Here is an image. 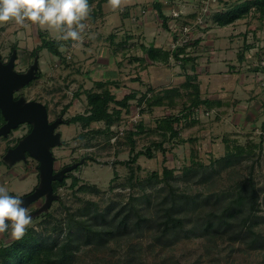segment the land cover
Instances as JSON below:
<instances>
[{
	"label": "rangeland",
	"instance_id": "1",
	"mask_svg": "<svg viewBox=\"0 0 264 264\" xmlns=\"http://www.w3.org/2000/svg\"><path fill=\"white\" fill-rule=\"evenodd\" d=\"M145 2L146 0H121L116 9H112L107 3L104 8L106 11L104 21L86 19L87 28L83 33L82 41L62 40V56L52 54L48 48H44L40 52V61L42 60L41 78L26 88L24 93L29 98L47 103L50 120L60 116L68 120L78 113H83L87 107L86 92L98 80H116L120 83L119 86H110L118 99L134 89L129 84L131 80L134 82L133 78L138 75H141L142 80L139 81L140 86L138 81L135 82V85L140 87L135 89L140 91H145L150 85L158 89L166 85L180 86L186 80V77L185 79L177 77L178 73L183 70L174 61H172V65L159 62L150 64V67L146 69L148 72L143 73L144 70L139 68L142 65L127 60L140 51L136 41L130 42L128 51H125V59H120L123 57L121 54L119 56L117 52L119 49L116 48L117 33L121 28L120 24H122L120 9L132 6L133 3L139 5V8H143ZM202 4V0L201 3L194 0L187 5L184 11L179 9L174 12V14L179 13V15H174L176 19L170 25L169 31L187 24L192 25L194 28L193 40L195 41L199 39L197 33H206L208 30L217 29L216 26L214 27L216 24L211 19V14L219 8H223V5L216 0H211L207 5L210 11L204 15L200 26L195 25L197 18L189 17L191 14L197 13ZM129 11L131 13V10ZM128 12H126L127 16ZM155 13L152 9L145 15L150 17L154 24L156 23L154 26L157 27V24L161 26L162 19L157 20ZM253 18L242 19L241 23L233 25L237 28L231 26L230 31L242 28L248 22L252 23ZM126 21H128V25L130 22L129 20ZM29 23L28 26L26 25L27 33H20L21 35H14V32L19 29V25L14 23L11 25L10 22L4 25L3 31L0 32V48L3 49L4 53L7 52L6 48L11 42H18L20 48L26 51H29L39 42L37 38L28 35L31 32ZM39 27L44 30L45 35L57 39L55 30H49L47 26L39 25ZM98 28H100L99 31H97ZM112 33H115L114 46L111 45L112 40L109 37ZM216 33L218 34V32ZM236 36L238 39L235 47L237 59L233 61L238 63V68L245 69L241 72L247 74L246 72L253 71L255 73L251 74L252 77L262 82L264 71L253 69L258 68L257 64L260 61V64H263L264 57L260 58L256 53L257 58H255V52L252 53V51L246 55L245 37L240 34ZM123 39L127 40L128 38L123 37ZM150 40L154 42L155 37H150ZM193 40L188 50L195 54L196 49H198L201 57L199 71H204L208 64L213 61L212 55L209 53L210 46L203 49V45L200 47L201 44L199 46L193 45ZM160 43L164 48L172 47V41L169 39L164 38ZM147 45L151 46L152 44ZM89 46L90 49H88ZM243 51H245V59L241 61L239 55ZM140 53L142 52L140 51ZM251 56L254 57L255 61H253L254 59L251 60ZM102 57H106V59L100 60ZM206 63L208 64L206 65ZM124 76L127 77L125 80L123 79ZM211 77L215 78L214 76ZM181 80L184 81L180 83ZM123 81L130 86L129 89L124 88ZM206 82L207 79L203 78L204 85L203 87L200 85L202 97H207V94L212 91V87L208 86ZM185 100L186 97L180 98L174 110L168 109L166 106H156L151 112L146 108V104L143 105L146 110L141 111V107L134 100L129 112L123 113L119 122L111 127L110 132L105 130L104 121H94L89 127L82 126L80 123L60 125L58 131L62 134V143L54 149L56 167L70 165L83 159L85 161L77 169L69 172L71 176L67 178L65 184L58 185L56 191L58 197L52 202L49 209L40 210L45 203V197L29 207L32 223L28 226L24 236L27 235L26 238L29 239L44 237L48 239V242L55 238L63 240L69 231V216L72 213L77 214L88 200L98 202L100 207L104 209L109 203L120 201L124 204L131 200V196H136L139 199L133 202L139 207L141 205L145 208L146 203L141 199L143 194L147 193L155 200L157 196H162L167 192L164 182L146 181L154 171L159 172L160 177H162L166 166L174 169L175 179L173 182L179 190L193 193L205 192L211 180L206 178L200 181L205 176V172H203L204 169H199L200 166L193 164L194 161L199 160L206 167V171H210L214 167L213 162L227 154L226 150H229L230 146L232 151H235L237 146H243L247 151L241 155L240 162L226 166L220 173L214 174L212 177L213 185L210 186L212 189L233 190L232 177L243 178L252 173L261 195L260 200L263 202V211L259 213L264 214V129L254 128L251 132L234 133L228 124L234 120L230 118V111L226 109L221 113L217 112L218 110L214 109L216 107L214 102L211 108L201 105L196 109V121L188 123L190 119L183 120L182 127L180 125L179 137L172 141H166L163 144L165 149L153 148V157L141 155L135 162H131V157L137 151L145 150L151 146L152 141L161 138L153 130L156 126V119L172 111L177 112L183 107ZM112 106L115 104L113 103ZM140 121L145 123L146 130L134 136L136 147L132 152L127 133L128 130L137 128ZM26 130L27 127L22 126L12 131L7 137H0V186L6 187L12 195L23 196L38 184L37 165L39 162L35 159L29 158V163L27 161L25 163L16 162L17 164L12 167H8V164H5L3 160L7 147L14 145L25 134ZM227 141H229L228 149L226 148ZM253 144H262V151ZM187 167H195L198 170H195L194 175H186L184 171ZM132 172H134L133 182L135 186L129 184V177ZM73 176L80 179L79 184L75 187L71 186ZM82 185H87L91 189L81 190L80 186ZM258 229L264 235V222L258 225ZM152 233V230H145L143 234L137 235L131 240V243L127 244L122 242L121 245H117L112 242L108 247L102 248L91 245L82 246L75 251L69 264H264V249L249 248L245 243L233 241L225 236L216 238V241H210L206 237L184 238L170 247H162L154 242ZM13 241L10 232L0 233V248L10 245ZM131 257L137 258L136 260L141 258V261L137 262Z\"/></svg>",
	"mask_w": 264,
	"mask_h": 264
},
{
	"label": "trees",
	"instance_id": "2",
	"mask_svg": "<svg viewBox=\"0 0 264 264\" xmlns=\"http://www.w3.org/2000/svg\"><path fill=\"white\" fill-rule=\"evenodd\" d=\"M105 1L107 0H89L90 7L93 9L91 13L93 20L101 14ZM205 14L206 12H203V15ZM250 15L264 21V0H243L241 4L230 3L223 9L215 10L211 14V19L219 26H226ZM191 16L197 18L195 14ZM164 26L168 27L166 19H164ZM51 37L45 35L42 47L48 48L56 56H62V40ZM109 37L113 41L115 33L110 34ZM173 39H177L175 33H173ZM200 40L201 38L193 41V45L196 46ZM121 43L123 45V42ZM190 45L191 41L169 49L155 45L145 46L146 57L131 58V61H139L142 67H145L147 60L166 65H172L174 61L181 66L186 75V80L180 86L157 89L150 85L145 91L133 89L118 99L110 86H119L120 83L115 80H98L86 92L85 111L69 118V123H80L82 126L89 127L94 121H104L105 130L110 132L111 127L119 122L123 113L129 112L134 100L141 107V111L147 108L151 112L156 106H166L174 110L178 100L186 97L180 110L172 111L156 119L153 130L161 138L152 141L151 146L145 150L137 151L130 160L135 162L141 155L153 157V148H164L163 144L166 141L179 137L183 120L190 119L188 123L196 121V109L201 105L211 108L213 104L210 98L201 95L199 74L196 71L199 54L191 53L188 50ZM244 47L246 51L252 46L245 44ZM245 51L239 55L241 61L245 59ZM188 67H191L192 73L188 71ZM133 80L141 81V77L138 75ZM113 103L115 106H112ZM144 130L146 128L143 121L139 122L137 128L128 130L127 138L132 152L136 147L134 136ZM226 143H228L226 146L228 149L229 141ZM253 146L259 147L262 151V144H253ZM246 151L247 149L243 146H237L235 151H232L230 146V149L226 150L227 154L213 162L214 167L210 171H206L202 162L195 160L193 164L200 166L199 169H204L203 172H205V176L200 181L206 178L211 180L205 192L193 193L179 190L173 182L174 169L166 166L162 177L159 172L154 171L146 181L164 182L167 192L157 196L155 200L149 194H143L141 199L146 203L145 208L133 202L139 199L136 196H131V200L124 204L120 201L109 203L104 209L98 202L88 200L77 214L72 213L69 216V231L63 240L55 238L48 242V239L44 237L29 239L26 238L27 235L23 236L10 245L0 248V264H69L75 251L82 246L91 245L102 248L108 247L112 242L117 245H121L122 242L131 243L132 239L148 229L153 231L154 242L162 247H170L184 238L206 237L210 241H216V238L225 236L233 241H241L249 248L264 249V235L258 229V225L264 222V214L259 213L263 211V202L260 200L261 195L252 173L243 178L232 177L230 181L233 190L212 189L210 186L213 185L214 174L220 173L226 166L240 162L241 155ZM195 170L198 169L187 167L184 173L194 175ZM69 176H71L70 173L64 180L53 182L55 192L58 185L66 183ZM133 178L134 172L129 177V184L135 186ZM79 181V177L73 176L71 186L75 187ZM80 189L91 188L82 185ZM78 215L79 217H76ZM131 259L141 261V258L136 260L137 258L131 257Z\"/></svg>",
	"mask_w": 264,
	"mask_h": 264
},
{
	"label": "crops",
	"instance_id": "3",
	"mask_svg": "<svg viewBox=\"0 0 264 264\" xmlns=\"http://www.w3.org/2000/svg\"><path fill=\"white\" fill-rule=\"evenodd\" d=\"M108 1V0H107ZM107 1L103 3V9L101 14H98L95 21L98 19L105 20V6H107ZM189 3H185V2ZM194 0H146L145 5L143 8H139V5L137 6L136 3H133L132 6H128L126 8H121L120 13L122 17V24H120L121 28H119V32L117 33L118 39H117V46L116 48L119 49L118 54L122 55L125 59V51H128V47L131 41H136L135 43L140 47V51L142 53L137 52L134 54V56H145V46L149 47L147 44L155 45L156 47H162V44L160 43L162 39H169L172 40L171 32L169 31L170 25L172 22H175L174 12H177V10H183L187 8V5L191 4ZM196 1V0H195ZM199 3H201V0H198ZM203 4L202 7L199 8L197 13H194L197 15V17L203 13V10L206 8L208 11H206V14L209 13V8L207 5H209V2L211 0H202ZM219 4L223 5V8L225 6H228L230 3L238 4L241 3L243 0H216ZM183 7H182V6ZM204 6V7H203ZM222 8V9H223ZM154 9L156 12L155 15L157 17V20H161L162 25L157 27L154 26V22L151 21V18L148 17L147 12ZM197 9V8H196ZM220 9V8H219ZM128 10H131L128 12ZM173 11V12H172ZM128 12V16L126 14ZM92 13V12H91ZM89 15V19L93 20L92 15ZM172 13V14H171ZM205 14V15H206ZM193 18V16H189ZM252 18V16H247L246 18ZM195 18V17H194ZM164 19L167 20L168 27L164 26ZM126 20H129L130 23H128ZM240 20V21H239ZM242 19H238L236 22L226 25V26H216L217 29L208 30L206 33H197V37L201 38L200 42L196 45L202 48L209 47V53L212 55L213 58L212 63L210 62L208 64V67L204 71H199V68L201 66L200 60L201 57L199 56L197 58V73L198 79L200 82L201 87H203V78L207 79L206 84L208 86L212 87V91L207 94V98H210L216 105L214 109L218 110L217 112L230 111V118L236 119L232 122L228 123L230 124V128L234 133H246L251 132L254 128H261L264 129V78L262 82L255 80L251 74L255 73L253 72H246L247 74H244L241 71H245V69L238 68V63L236 61H233L236 58V44L238 43L237 36L238 34L244 36V41L246 45L252 46L250 50H247V54L252 51V53L255 52V58L258 56L264 57V21H260L256 17L253 18L252 23L248 22L245 24L244 27L231 30V26L233 28H237L236 26H233L234 24L241 23ZM210 22V19H209ZM132 26L131 28L129 26ZM100 28L97 29L99 31ZM213 31V32H212ZM227 31V32H226ZM218 32V34L216 33ZM99 34H101L99 32ZM135 35V36H134ZM139 35V36H137ZM154 36L155 40L154 42H151L150 37ZM222 36V37H221ZM120 37V38H119ZM123 37L128 38L127 40L123 39ZM149 38V40H148ZM123 39V40H122ZM121 40V41H120ZM120 41V42H119ZM128 43H127V42ZM123 42V45H121ZM114 40L111 42V45L114 46ZM135 44V45H136ZM120 46V48H119ZM164 48V47H163ZM201 48V49H202ZM90 49V46L88 47ZM121 49V50H120ZM202 49V50H203ZM198 49H196L195 54L198 53ZM240 52V51H239ZM263 54H260V53ZM257 53V54H256ZM260 54V55H259ZM128 55H130L128 53ZM249 57V56H248ZM253 56H251V60L254 59ZM100 59V58H99ZM106 59V57H102L100 60ZM131 61V59H127ZM249 60V58H248ZM255 61V59L253 60ZM89 62V60H88ZM137 65H141L139 61H132ZM250 62V61H249ZM258 63V60L256 61ZM261 62V61H260ZM260 62L257 64L258 68H254L253 70H261L264 71V66L260 64ZM145 67L140 66L139 68H142L144 70L143 73L148 72L146 69L150 67V64L152 63L150 60H147L145 62ZM188 71L192 73L191 67L188 68ZM185 72L178 73L177 77L184 78L186 75H184ZM261 73V72H260ZM264 74V73H263ZM141 77V75H139ZM211 76H214L213 79ZM240 76V77H239ZM127 77L124 76L123 79L125 80ZM107 80V79H102ZM142 80V77H141ZM116 81V80H115ZM145 81V80H144ZM184 80H181L183 82ZM210 83H209V82ZM135 82L132 81L129 84L131 87L140 88L135 85ZM123 84L125 85V89H129L130 86L126 85V82L123 81ZM138 81V85H139ZM140 86V85H139ZM173 85H166L163 87H171ZM178 86V85H176ZM156 88L155 86H153ZM162 88V87H161ZM158 89V88H157ZM228 92V93H225ZM229 94V95H228ZM205 97V96H203ZM220 110V111H219ZM226 113V112H225Z\"/></svg>",
	"mask_w": 264,
	"mask_h": 264
},
{
	"label": "water",
	"instance_id": "4",
	"mask_svg": "<svg viewBox=\"0 0 264 264\" xmlns=\"http://www.w3.org/2000/svg\"><path fill=\"white\" fill-rule=\"evenodd\" d=\"M4 64L0 57V109L6 122L0 127V137L8 136L12 129L20 124L29 122L33 124L32 130L24 136L19 143L8 150L4 159L10 165L19 161H26V153L39 162L40 182L36 189L22 197L28 208L39 199L45 197V203L40 210H47L58 197L54 192L53 182L62 181L66 175L84 163L79 162L67 165L58 172H54L56 156L53 148L62 143V134L56 131L65 122L59 117L53 122L49 120L48 107L41 101H27L25 97L14 99V92L33 78V68L28 73L14 71V62Z\"/></svg>",
	"mask_w": 264,
	"mask_h": 264
},
{
	"label": "clouds",
	"instance_id": "5",
	"mask_svg": "<svg viewBox=\"0 0 264 264\" xmlns=\"http://www.w3.org/2000/svg\"><path fill=\"white\" fill-rule=\"evenodd\" d=\"M108 3L116 9L121 0H108ZM90 12L89 0H0V23L14 21L23 26L31 21L55 30L56 38L63 41L83 40ZM31 223L30 209L22 197L0 186V233L10 232L14 240H19Z\"/></svg>",
	"mask_w": 264,
	"mask_h": 264
},
{
	"label": "flooded vegetation",
	"instance_id": "6",
	"mask_svg": "<svg viewBox=\"0 0 264 264\" xmlns=\"http://www.w3.org/2000/svg\"><path fill=\"white\" fill-rule=\"evenodd\" d=\"M7 22L8 23L10 22L11 25H12V23L16 24L14 21H7ZM7 22H4L3 24H0V32L3 31L2 28L4 27V25ZM28 22H30L29 23V26H30V30H31V32L28 35H30V37H33L35 39L37 38V40L39 42L36 43L32 48H30L29 51H26V50L21 49L20 48V44L18 42H11V44L6 48L7 49V52L6 53H4L3 52V49L0 48V57H1L2 62L4 64H7V63H9L11 61L12 57L14 56V58H13L14 67L13 68H14V71H16L18 73H28V72H30V70L32 69V67L35 66L33 68V71H32V73L34 74V78L29 83L25 84L23 87H21L20 89H18V90H16L14 92V99L15 100H18L20 97H25L27 101H32V100L40 101V100L35 99V98H29L24 92H25V89L26 88H28L29 86H31L32 84H34V82L38 81L41 78V75H42V63H41V61L42 60L40 61V59H41V57H40L41 53L40 52H42L43 49H44V47H42V45H43V42H44L45 32H44V30H42L39 27L38 24H35V23L31 22V21H27L25 23V25H23L25 27L19 25V27H18L19 29L17 30V32H14V35H19L20 33H23V32H25V34H26L27 33L26 32V28H27L26 25L28 26ZM16 25H18V24H16ZM41 102H43V101H41ZM43 103H45V102H43ZM45 104L47 105V103H45ZM47 107H48V112H49V106L47 105ZM60 117H62V116H60ZM49 120H50V117H49ZM55 120L56 119L50 120V122H53ZM5 122H6V119H5L4 115H3L2 110L0 109V127ZM64 123H69V119L68 120L65 119V122ZM64 123H62V124H64ZM22 126L23 127L24 126L27 127V130H26L25 134H23L17 140V142L14 145H11L10 147H7L6 153L8 152V150L10 148L15 147L19 143V141L24 136H26L32 130V128H33V124L32 123L26 122V123L20 124L17 128L12 129V131H14V130L22 127ZM58 128H57L56 131H58ZM1 137H4V136H1ZM54 149H55V147L53 148V151H54ZM6 153H5V155H6ZM5 155H4V157H5ZM4 157H3V160H4L5 164L6 163L8 164L7 165L8 167L14 166V164L13 165H10L8 162H6L5 159H4ZM26 157H27V160L26 161L28 163H29V160H28L29 158L35 159L34 157L30 156L29 153H26ZM35 160L37 161V159H35ZM26 161H19L17 163H21V162L22 163H25ZM17 163H15V164H17ZM65 166H67V165H64L62 167H56V160H55V169H54V172H58L59 170H61ZM37 167H38L37 176H38V184H39V182H40L39 163H38ZM38 184H37V186H38ZM37 186L33 187V189L30 192H28V193L33 192L36 189ZM28 193H26V194H28Z\"/></svg>",
	"mask_w": 264,
	"mask_h": 264
},
{
	"label": "built area",
	"instance_id": "7",
	"mask_svg": "<svg viewBox=\"0 0 264 264\" xmlns=\"http://www.w3.org/2000/svg\"><path fill=\"white\" fill-rule=\"evenodd\" d=\"M206 11H207V9L205 8L203 10V12L205 13ZM174 15L178 16L179 13H175ZM203 17H204V15H203V13H201L197 17L195 25L200 26V23L203 22ZM171 31H172V35H173V33H175L177 35V39L176 40H174L173 36H172V40H171L172 41V47L171 48H174L177 45H182L183 43L188 42V41H192L194 39V37H193L194 28H193L192 25L187 24V25L182 26V27H177V28H175V29H173ZM262 65L264 66V61H263Z\"/></svg>",
	"mask_w": 264,
	"mask_h": 264
}]
</instances>
